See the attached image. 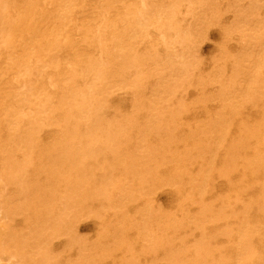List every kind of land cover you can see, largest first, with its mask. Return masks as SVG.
Wrapping results in <instances>:
<instances>
[{"label":"bare ground","instance_id":"6f19581e","mask_svg":"<svg viewBox=\"0 0 264 264\" xmlns=\"http://www.w3.org/2000/svg\"><path fill=\"white\" fill-rule=\"evenodd\" d=\"M0 264H264V0H0Z\"/></svg>","mask_w":264,"mask_h":264}]
</instances>
